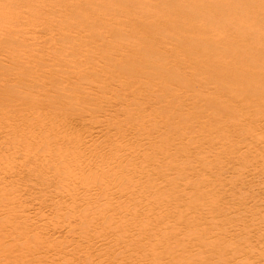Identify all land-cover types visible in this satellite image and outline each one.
<instances>
[{
  "label": "bare ground",
  "instance_id": "1",
  "mask_svg": "<svg viewBox=\"0 0 264 264\" xmlns=\"http://www.w3.org/2000/svg\"><path fill=\"white\" fill-rule=\"evenodd\" d=\"M256 2L44 0L31 42L0 30V264H264V31L229 28Z\"/></svg>",
  "mask_w": 264,
  "mask_h": 264
},
{
  "label": "rangeland",
  "instance_id": "2",
  "mask_svg": "<svg viewBox=\"0 0 264 264\" xmlns=\"http://www.w3.org/2000/svg\"><path fill=\"white\" fill-rule=\"evenodd\" d=\"M23 1H24V3H23ZM2 0V2H4L5 4L3 5V8H4V13L5 14H2V15H6V14H8V12H13L14 11V13H12L14 16H15V18H16V20L14 19V18H10V16H2V18H0V30L1 31H3V29H7V30H9V29H13L14 30V32H15V34L16 35H18L17 36V38H19L20 40H23V37L26 35V37H28L29 38V41L31 42L32 40H31V33L30 32H26L29 28H30V24L32 23V22H34L33 21V19L35 18V17H41V15H42V17H41V19L42 20H44V18L45 17H49V18H52V17H58V15H59V13L58 12H56L53 8H51V7H47V8H39V9H37L38 8V5H40L44 0H36V1H34V0ZM51 1H55V0H51ZM222 1V0H221ZM7 3V4H6ZM14 3H16V5L14 4ZM36 3V4H35ZM37 5V6H36ZM25 7V8H24ZM36 7V11H34L35 8ZM181 7V8H180ZM180 7H178L177 8V10L176 11H174L175 12V15H177V14H179V13H181V12H184V11H186V9L188 8H190V1H186L185 3H184V5L183 6H180ZM251 7V8H250ZM6 8V9H5ZM21 8L22 9H24V11H22L21 10ZM27 8V9H26ZM185 8V9H184ZM245 11L248 13V15H243V16H240L239 17V20H237V22H235V23H233V24H231L230 26H229V28H231V29H239V23L241 22L242 23V26H243V28H245V29H256V30H259L260 32L261 31H264V0H257V2L256 3H254V4H252V5H245ZM46 9V10H45ZM123 10H125V11H129V10H131V5L130 4H126L125 6H123V8H122ZM13 10V11H12ZM17 12H19V13H17ZM19 10V11H18ZM32 12H31V11ZM40 10V11H39ZM53 10V11H52ZM135 10L138 12V11H140V9L137 7V8H135ZM153 10H154V8H153ZM152 10V11H153ZM230 10H232V9H230ZM27 11V12H26ZM50 11V12H49ZM52 11V12H51ZM31 12V13H30ZM44 12V13H43ZM11 13H9V14H11ZM42 13V14H41ZM53 13H54V15H53ZM48 15V16H47ZM236 18H237V14H233ZM233 16V17H234ZM1 17V16H0ZM21 17H23V18H21ZM26 17H27V19H26ZM30 17V18H29ZM33 17V18H32ZM4 18V19H3ZM25 18V19H24ZM21 19V20H20ZM19 20V21H18ZM26 20V21H25ZM27 20H30V21H27ZM25 21V22H24ZM11 22V23H10ZM12 22H14L15 24H13ZM5 25V26H4ZM18 25H20V26H18ZM15 26V27H14ZM28 26V27H27ZM12 27V28H11ZM218 27H220L221 29H224L226 26H225V24H220V26H218ZM17 30H16V29ZM21 29V30H20ZM24 29V30H23ZM20 30V31H19ZM49 31H50V33L51 34H53L54 32L56 33L57 31H54V30H48V31H46L47 33H49ZM44 32V34L43 33H41L42 34V36L43 35H45V34H47L45 31H43ZM53 32V33H52ZM27 33V34H26ZM28 33L31 35H29L28 36ZM214 33L215 32H210L209 33V35H211V36H214ZM20 34V35H19ZM21 34H23V35H21ZM245 34H247V36H248V34L249 33H247V32H245ZM203 35H205V34H203ZM15 36V35H14ZM249 37V36H248ZM54 41H57V40H54ZM63 43V44H62ZM65 43V44H64ZM58 45H61V46H69L70 44H69V41L66 39V41H65V39L64 40H60V42H59V40H58ZM46 47L45 48H43L44 46H42V48H40V50L38 51V52H41V50L43 51V50H47V45H45ZM41 47V46H40ZM43 52H45V51H43ZM256 191V190H255ZM261 192V193H260ZM259 194H260V196H261V198L262 197H264V190H263V194H262V191L260 190L259 191Z\"/></svg>",
  "mask_w": 264,
  "mask_h": 264
}]
</instances>
